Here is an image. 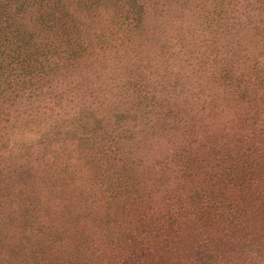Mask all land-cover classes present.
<instances>
[{
  "label": "trees",
  "instance_id": "trees-1",
  "mask_svg": "<svg viewBox=\"0 0 264 264\" xmlns=\"http://www.w3.org/2000/svg\"><path fill=\"white\" fill-rule=\"evenodd\" d=\"M0 264H264V0H0Z\"/></svg>",
  "mask_w": 264,
  "mask_h": 264
},
{
  "label": "rangeland",
  "instance_id": "rangeland-1",
  "mask_svg": "<svg viewBox=\"0 0 264 264\" xmlns=\"http://www.w3.org/2000/svg\"><path fill=\"white\" fill-rule=\"evenodd\" d=\"M48 126L38 123H20L10 126L8 133L3 138V142L10 148L16 144H22L32 139H37Z\"/></svg>",
  "mask_w": 264,
  "mask_h": 264
}]
</instances>
